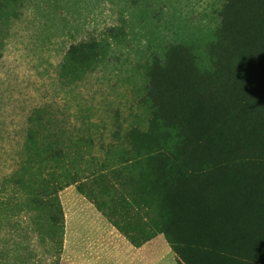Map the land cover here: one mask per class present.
Masks as SVG:
<instances>
[{
    "label": "rangeland",
    "instance_id": "1",
    "mask_svg": "<svg viewBox=\"0 0 264 264\" xmlns=\"http://www.w3.org/2000/svg\"><path fill=\"white\" fill-rule=\"evenodd\" d=\"M22 2L17 17L10 1L0 14V195L8 196L10 176L25 157L30 117L42 119L51 138H62L63 163L77 179L59 192L61 246L35 243L30 264H79L85 251L70 250L66 235L80 238L93 226H110L138 247L114 249L117 264L142 256L176 264L162 196L145 184L155 149L163 150L158 137L168 130H158L144 95L149 68L174 45L188 47L200 68L210 67L224 0ZM10 225L3 224L1 237ZM105 234L98 231L100 239Z\"/></svg>",
    "mask_w": 264,
    "mask_h": 264
},
{
    "label": "trees",
    "instance_id": "2",
    "mask_svg": "<svg viewBox=\"0 0 264 264\" xmlns=\"http://www.w3.org/2000/svg\"><path fill=\"white\" fill-rule=\"evenodd\" d=\"M9 1L17 17L22 0H0V14ZM209 53L202 69L174 45L149 68L144 97L168 135L145 184L162 196L176 264H264V0H224ZM41 120L30 117L25 157L0 195V262L30 264L35 243L63 241L59 192L77 179Z\"/></svg>",
    "mask_w": 264,
    "mask_h": 264
},
{
    "label": "crops",
    "instance_id": "3",
    "mask_svg": "<svg viewBox=\"0 0 264 264\" xmlns=\"http://www.w3.org/2000/svg\"><path fill=\"white\" fill-rule=\"evenodd\" d=\"M70 228H73L72 225L70 226ZM82 230L85 231L86 229L83 228ZM98 231H100L101 233L105 232L106 237L100 239L99 237L100 235H98ZM94 233L95 235H91ZM113 233L114 231L110 229V226H106L104 228V231L100 229V227L93 226L90 230H88L87 235L86 232L84 235L80 236V238L78 237L76 238L75 235H72L70 237L71 239H68V236L66 235L65 241L66 240H70L69 242L72 241L70 250L72 251L77 250L78 252H81L83 250L85 251V254L82 255L83 258L79 256L80 258L78 259L79 264L80 262L81 264H117L119 263L118 261L121 260V257L113 256L114 249L125 250L128 247H136V248L138 247L133 243H131L130 241H128L124 235H121V233H118V235L117 234L113 235ZM73 237H75L74 241H73ZM140 247L141 245L139 246V248ZM124 260H126V257H124ZM135 260L136 261L134 263L136 264L151 263L150 257H146V256L135 257Z\"/></svg>",
    "mask_w": 264,
    "mask_h": 264
}]
</instances>
